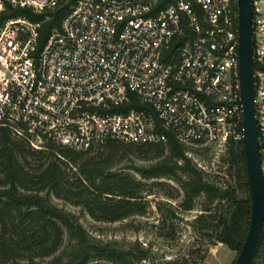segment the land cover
<instances>
[{"label":"built area","instance_id":"obj_1","mask_svg":"<svg viewBox=\"0 0 264 264\" xmlns=\"http://www.w3.org/2000/svg\"><path fill=\"white\" fill-rule=\"evenodd\" d=\"M252 3L264 174V0ZM17 7L67 14L46 35L44 21L0 24V137L92 155L243 140L238 0H0V17Z\"/></svg>","mask_w":264,"mask_h":264},{"label":"trees","instance_id":"obj_2","mask_svg":"<svg viewBox=\"0 0 264 264\" xmlns=\"http://www.w3.org/2000/svg\"><path fill=\"white\" fill-rule=\"evenodd\" d=\"M66 14L67 8L45 15L17 7L1 15L0 24L18 17L44 21L42 33L46 35L60 27ZM47 16L49 20L45 22ZM134 108L146 106L136 101L126 109ZM122 148L159 152L157 161L136 167L135 171L144 179L166 178L177 183L184 197L180 210H193L195 201L206 196L208 202L195 224L209 223L211 240L240 252L248 232L251 203L243 140H231L228 145L229 167L235 170L244 192L240 196L236 188H222L208 180L188 157V147L172 136L167 144L111 143L105 150L110 155L103 159L104 151L88 157L90 153L75 152L52 142L47 143L46 149L36 150L4 130L0 137V264H135L148 259L149 250L140 243L127 249L93 238L75 216L50 199L53 193L68 200L62 186L66 170H74L79 175L75 196L93 198L75 205L82 206L94 220L115 223L143 215L146 205L140 193L141 181L133 175L112 171L110 160ZM166 151L169 157H164ZM29 156H47L48 162L39 167L38 173L31 174L21 162ZM170 212L177 217L176 210L170 208ZM66 241L69 244L64 247ZM163 264L188 261L176 258ZM252 264H264V230Z\"/></svg>","mask_w":264,"mask_h":264},{"label":"rangeland","instance_id":"obj_3","mask_svg":"<svg viewBox=\"0 0 264 264\" xmlns=\"http://www.w3.org/2000/svg\"><path fill=\"white\" fill-rule=\"evenodd\" d=\"M229 143L225 148L187 146V155L192 163L207 175L208 180L222 188L232 186L241 196L244 195L240 188L241 182L238 181L235 170L228 164ZM109 155V150L104 151L103 159ZM169 155L166 151L164 157ZM91 156L95 155L91 154L88 157ZM158 157L159 152L155 150L139 151L122 148L116 151L110 160L112 171L133 175L141 181L140 193L146 205V212L143 215H134L115 223L94 220L82 206L75 205V202H90L93 198L75 196L77 192L74 189L79 175H76L74 170H66L67 178L62 186L64 189L62 193L68 197V200L57 198L53 193L50 194V199L75 216L93 238L113 242L127 249L140 243L148 249V259L135 264H163L167 260L176 258L185 259L188 264H224L223 262L234 264L238 251H232L227 246L223 244L220 246L215 240H211L209 223L195 224L196 218L202 214L208 202L206 196H201L195 201L193 210H180L178 207L184 197L177 183L166 178L144 179L135 171L136 167L154 163ZM26 161L21 160L26 171L34 174L40 171L41 165L48 162V157L29 156ZM170 208L176 210L177 217L173 216ZM68 244L66 241L64 247Z\"/></svg>","mask_w":264,"mask_h":264},{"label":"water","instance_id":"obj_4","mask_svg":"<svg viewBox=\"0 0 264 264\" xmlns=\"http://www.w3.org/2000/svg\"><path fill=\"white\" fill-rule=\"evenodd\" d=\"M239 75L243 106L244 152L250 194L248 232L234 264H252L264 230V174L256 118L252 0H238Z\"/></svg>","mask_w":264,"mask_h":264},{"label":"crops","instance_id":"obj_5","mask_svg":"<svg viewBox=\"0 0 264 264\" xmlns=\"http://www.w3.org/2000/svg\"><path fill=\"white\" fill-rule=\"evenodd\" d=\"M220 246H222V244H220ZM220 250V249H219ZM229 258H230V256H229ZM226 262H228V260L226 261ZM224 264H225V262H223Z\"/></svg>","mask_w":264,"mask_h":264}]
</instances>
